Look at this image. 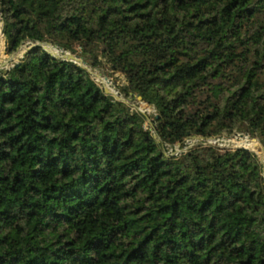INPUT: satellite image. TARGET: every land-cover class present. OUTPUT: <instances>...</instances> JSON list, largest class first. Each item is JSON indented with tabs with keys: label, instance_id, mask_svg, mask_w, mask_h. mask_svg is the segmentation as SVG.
Segmentation results:
<instances>
[{
	"label": "trees",
	"instance_id": "16d2710c",
	"mask_svg": "<svg viewBox=\"0 0 264 264\" xmlns=\"http://www.w3.org/2000/svg\"><path fill=\"white\" fill-rule=\"evenodd\" d=\"M0 21L26 45L0 68V264H264L262 157L206 143L264 156V0H0Z\"/></svg>",
	"mask_w": 264,
	"mask_h": 264
},
{
	"label": "rangeland",
	"instance_id": "374dc122",
	"mask_svg": "<svg viewBox=\"0 0 264 264\" xmlns=\"http://www.w3.org/2000/svg\"><path fill=\"white\" fill-rule=\"evenodd\" d=\"M2 28V22L0 21V34L3 40L2 47L0 48V68L8 69L12 66V63L17 61L20 57L23 56V53L26 50V45H23L19 49L17 53L14 55H8L5 51V43H4V37L1 32ZM50 51L60 55L61 51L57 49L56 47H50L48 48ZM92 76L95 79V81L106 91L110 92V95L113 98H117L119 96V99H122V96L120 95V86L124 84V77L122 74H120L117 70L111 69L109 66L104 65L102 68L97 67L94 69H91ZM119 92V94H118ZM132 108L141 110L145 113H147L149 120L152 122V116H154L155 111L153 110L152 106H149L143 102L140 101H133L131 102ZM212 140V145H214L217 149L224 151V150H234L240 147H245L254 154L258 156L259 153V144L260 143L257 139L252 138L247 133H242L238 130H233L230 132H224L221 135L210 137ZM208 140V139H207ZM206 140V143H208ZM243 141H247L250 144H253L254 149L247 147ZM261 145V144H260ZM162 146H165L170 150L171 148H176L177 145L171 146L170 142L163 143ZM262 146V145H261ZM178 149V148H177ZM175 151V150H174ZM261 156V155H260ZM259 158V156H258ZM260 159V158H259Z\"/></svg>",
	"mask_w": 264,
	"mask_h": 264
},
{
	"label": "water",
	"instance_id": "95a60500",
	"mask_svg": "<svg viewBox=\"0 0 264 264\" xmlns=\"http://www.w3.org/2000/svg\"><path fill=\"white\" fill-rule=\"evenodd\" d=\"M5 43V42H4ZM6 44V43H5ZM66 58H69V59H71L73 56L72 55H70V54H65L64 55ZM106 93H109V91H105ZM116 99H119V96L116 98ZM139 99H140V97H139ZM262 149H263V151H264V147H262Z\"/></svg>",
	"mask_w": 264,
	"mask_h": 264
},
{
	"label": "built area",
	"instance_id": "2783aa9c",
	"mask_svg": "<svg viewBox=\"0 0 264 264\" xmlns=\"http://www.w3.org/2000/svg\"><path fill=\"white\" fill-rule=\"evenodd\" d=\"M211 138H208V140H207V142H208V144H211L212 145V142H211ZM245 148V147H244ZM171 150V149H170ZM178 152V149H177V147L175 148V153H177Z\"/></svg>",
	"mask_w": 264,
	"mask_h": 264
},
{
	"label": "bare ground",
	"instance_id": "6f19581e",
	"mask_svg": "<svg viewBox=\"0 0 264 264\" xmlns=\"http://www.w3.org/2000/svg\"><path fill=\"white\" fill-rule=\"evenodd\" d=\"M259 149H260V150H259L258 155H261L262 158H261L260 160L264 163V156H263L262 153H261V147H259Z\"/></svg>",
	"mask_w": 264,
	"mask_h": 264
}]
</instances>
